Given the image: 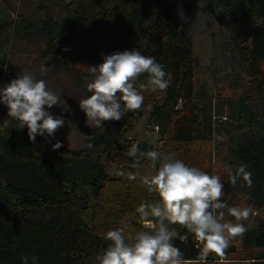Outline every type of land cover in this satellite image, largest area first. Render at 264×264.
Listing matches in <instances>:
<instances>
[{
	"label": "trees",
	"instance_id": "trees-1",
	"mask_svg": "<svg viewBox=\"0 0 264 264\" xmlns=\"http://www.w3.org/2000/svg\"><path fill=\"white\" fill-rule=\"evenodd\" d=\"M193 1L218 26L210 37L212 62L222 75L218 83L225 85V91L217 87L213 96L196 93L192 39L162 0H70L67 4L49 0L52 8L59 9V17L42 5L17 14L9 0H0V87L7 58L21 42H36L45 63L52 70L65 71L78 88L87 79L58 58L59 46L67 40L75 42L70 47L85 56L87 46L94 49L88 56L94 66L101 63L97 51L107 55L135 48L155 57L164 65L169 87L154 89L146 74L137 79L136 86L144 96L143 104L148 103L145 90L159 91L154 102L158 105L149 119L161 136L162 146L156 150L175 153L210 175L219 174L224 184L221 199L230 206L253 209L243 221L250 225L248 231L230 241L224 257L210 253L207 264H264V0ZM79 91L83 98L88 95ZM67 110L78 134L93 144L91 149L50 147L45 152L36 141H29L26 127L5 123L10 118L2 105L0 264H21L22 256L36 257L38 264H96V255L108 243L104 233L118 227H125L126 234L142 230L145 221L136 208L158 199L140 179L147 171L146 159L136 169L127 154L136 143L128 139V133L137 124V109L119 121H104L102 131L87 126L85 119L75 120ZM139 145L141 151H149L146 144ZM194 145L208 151L199 161ZM117 160L125 161L127 170L119 178H110L104 162ZM242 163L252 173L250 188L240 181L233 186L227 179L225 166L234 170ZM225 219L235 222L227 210ZM172 227L186 264H198L202 246L183 226ZM239 254L242 258L235 259Z\"/></svg>",
	"mask_w": 264,
	"mask_h": 264
},
{
	"label": "clouds",
	"instance_id": "clouds-1",
	"mask_svg": "<svg viewBox=\"0 0 264 264\" xmlns=\"http://www.w3.org/2000/svg\"><path fill=\"white\" fill-rule=\"evenodd\" d=\"M42 66V71H46ZM146 74L148 84L165 91L170 84L164 65L155 57L144 55L141 50L115 51L103 55L102 62L90 67L85 88L88 93L79 100V108L86 117V124L104 130V121H119L129 111L141 108L144 96L136 86L137 79ZM62 97L50 88L46 81L33 73H17L16 78L0 87V105L7 108L10 118L19 129H27L29 141L36 137H53L65 124L63 116L50 109L59 105ZM222 139V137H217ZM59 141L52 148L61 147ZM87 147L91 149L92 143ZM128 156L132 167L138 169L142 158L156 165L154 174L143 175L141 182L157 194L152 203L142 202L136 208L139 218L147 222L151 230L126 234L125 227L113 228L104 233L107 246L99 252L96 264H186L184 254L175 245L179 224L192 233L201 243L198 264H207L210 253L224 257L230 241L242 237L250 225L247 221L253 209L247 205L230 206L222 200L224 184L219 174L210 175L200 167L185 163L175 153L158 150L141 151L139 143L131 144ZM228 182L236 186L238 181L252 186V173L246 164L225 166ZM135 179V175H130ZM225 210L234 218L225 219ZM187 239V236H185ZM38 264L36 257H21V264Z\"/></svg>",
	"mask_w": 264,
	"mask_h": 264
},
{
	"label": "rangeland",
	"instance_id": "rangeland-1",
	"mask_svg": "<svg viewBox=\"0 0 264 264\" xmlns=\"http://www.w3.org/2000/svg\"><path fill=\"white\" fill-rule=\"evenodd\" d=\"M65 4L70 0H62ZM9 3L15 8V13L26 14V11L33 10L36 6H53L49 0H9ZM162 5L169 6L173 12L177 22L183 27L192 39V49L194 54V63L197 66L195 78L196 93L202 92L208 93L210 96L215 95L217 87L219 89L226 90L225 85H219L218 81L222 78V75L217 73L215 64L212 62L213 56V44L210 39L212 34L217 33L218 26L208 15L205 9L193 0H162ZM55 11L56 17H59V9ZM33 12V11H32ZM31 12H29L30 14ZM58 13V14H57ZM36 42L27 44L21 42L13 46V51L10 52L4 71L3 86L7 83V79L12 77L16 78L17 73L29 72L37 76L38 79L46 81L47 85L56 91L61 97L59 105L53 106L50 111L55 115L63 116L65 124L58 128L53 137H36V143L45 151L48 152L52 144L59 141L61 143L60 148H64L70 151H81L87 148L88 140L86 137L78 134L73 124L70 121V114L67 110L66 99L77 102L76 100L82 99V95L79 90L86 92L84 85L77 87L76 83L72 81V78L68 77L66 72L58 69L52 70V66L49 63H45L47 59H42L39 48L35 46ZM74 45L75 42L67 40L59 46L61 54L58 56L62 63L68 64V68L81 75L84 79H88L90 76V67L94 66V63L90 60V54L93 52L90 46L86 47V56L84 53L73 49L70 45ZM42 49H40L41 51ZM97 59L102 62V57L97 51ZM42 66L46 67V71H42ZM79 89V90H78ZM148 97V103L142 104L141 108L137 109V124L135 128L128 133V139L132 142H138L146 144L149 150H156L160 148V132L156 129V126L150 123L149 119L154 108L158 105L157 98L159 91L148 89L144 91ZM2 105H0V110ZM88 126V125H87ZM90 127V126H89ZM196 146V147H195ZM201 145H194L196 160L199 161L207 154V148L199 147ZM146 159V158H145ZM195 160V159H194ZM204 161V159H203ZM148 164L147 171L143 175L154 174L156 165H153L151 161L146 159ZM211 164L215 165V160H211ZM104 167L107 175L110 178H119L121 174H124L127 170V165L123 160L117 161H105ZM142 230H151L150 225L145 222L141 226ZM198 245L201 247V243L196 239ZM241 259L242 254L235 257V259ZM243 261H236V264H244ZM234 264V261L231 262Z\"/></svg>",
	"mask_w": 264,
	"mask_h": 264
},
{
	"label": "water",
	"instance_id": "water-1",
	"mask_svg": "<svg viewBox=\"0 0 264 264\" xmlns=\"http://www.w3.org/2000/svg\"><path fill=\"white\" fill-rule=\"evenodd\" d=\"M66 104H67L68 109L72 112V115L74 116L75 120H76L77 117L81 121L84 120V119L86 120V117H82V116H84V113L80 110L78 103H76V102H74L72 100L66 99Z\"/></svg>",
	"mask_w": 264,
	"mask_h": 264
},
{
	"label": "built area",
	"instance_id": "built-area-1",
	"mask_svg": "<svg viewBox=\"0 0 264 264\" xmlns=\"http://www.w3.org/2000/svg\"><path fill=\"white\" fill-rule=\"evenodd\" d=\"M156 129L158 130V128L156 127Z\"/></svg>",
	"mask_w": 264,
	"mask_h": 264
}]
</instances>
